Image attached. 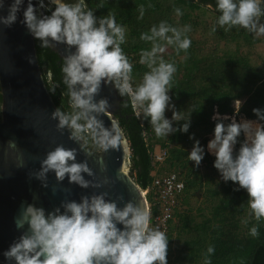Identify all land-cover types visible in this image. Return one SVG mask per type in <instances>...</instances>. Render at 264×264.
<instances>
[{
	"label": "clouds",
	"instance_id": "clouds-1",
	"mask_svg": "<svg viewBox=\"0 0 264 264\" xmlns=\"http://www.w3.org/2000/svg\"><path fill=\"white\" fill-rule=\"evenodd\" d=\"M25 0H12L6 16L0 15V24L10 27L17 20ZM54 6V7H53ZM88 6L87 0H38V7L27 0L23 10V23L31 35L50 48L53 43H63L69 54L63 57L61 72L66 85L70 111L57 108L52 118L58 129H70L71 139L81 141L88 153L116 149L125 139V130L112 120L106 128L97 115L106 111L108 102H95L102 84H112L121 96L129 97L139 109L138 118L148 120L158 138L175 132L187 133L191 127L190 114L178 110L169 95L173 89L177 65L165 59L172 47L177 55L191 46L188 33L191 25H173L167 20L153 24L140 34V40L150 44L139 53V64L147 71L139 82L133 78L134 65L122 45L127 42V29L117 22L114 13L97 16L98 8ZM4 0H0V9ZM39 9L50 14L37 15ZM139 19L145 9L140 6ZM177 16L182 9L174 8ZM219 13L211 31L217 26L230 31L244 29L254 37L264 36V0H215ZM75 49L71 51V49ZM240 106H241V101ZM172 113L169 119L166 112ZM239 111H237L238 113ZM255 120L241 119L215 111L213 138L207 143V152L215 157L213 167L224 182L238 185L248 194L249 218L256 221L249 229L253 237L259 236V223L264 221V109L254 108ZM184 121L180 127L173 122ZM226 121H230L227 122ZM243 136L241 141L239 138ZM193 146L187 154L188 161L199 167L205 158V147L192 134ZM239 143V149L236 146ZM11 146L14 141H9ZM77 150L57 145L40 161L37 179L47 187L48 174L54 173L58 182L67 177L69 183L82 188L101 187L86 180L84 173L93 175L87 161L77 162ZM108 181L105 180L104 183ZM107 192L82 196L80 201H63L59 207L46 211L43 207L28 205L23 210L27 231L3 253L6 261L15 264H168V239L159 225L152 224V212L143 200H131L119 207L117 200L108 199ZM123 200V197H118ZM63 208V212L61 211ZM250 219L243 221L245 225ZM215 248L209 245L204 253V264H211Z\"/></svg>",
	"mask_w": 264,
	"mask_h": 264
},
{
	"label": "trees",
	"instance_id": "trees-1",
	"mask_svg": "<svg viewBox=\"0 0 264 264\" xmlns=\"http://www.w3.org/2000/svg\"><path fill=\"white\" fill-rule=\"evenodd\" d=\"M99 2L87 0L88 6L93 9L97 8ZM140 6L145 9L143 19H139ZM175 7L182 9V16L175 14ZM204 8L210 10L216 23L219 13L215 11V0H104V7L98 8L95 14L100 16L112 12L117 22L126 27L127 42L122 47L134 65V81L139 82L147 71L138 62L139 53L142 48L150 47L149 43L140 40V34L162 20L173 25H191L192 29L197 24L193 12ZM215 33L219 34L225 44L233 43L234 47L202 53L189 32L192 43L187 52L181 51L177 55L169 47L164 54L165 59L177 65L173 89L169 95L178 110H188L185 116L190 114L191 127L187 133L175 132L169 137H156L150 122L138 118L129 97L121 96L118 90L120 103L114 117L124 128L130 144L129 174L142 190L152 182L154 166L151 146L154 141L167 149L168 157L165 161L169 162V168L162 166L161 169L178 171L184 179V191L176 215L178 219L174 220L175 223L171 222L167 234L168 264H204V253L209 245L215 248L211 264H264V221L259 223V236H251L249 229L256 221L248 216L246 190H237L238 185L233 182L218 179L213 167L215 157L207 151L204 164L199 167L187 159L189 151L185 144L193 129H200L204 134L201 145L206 147L209 140L207 136L214 132L216 121L212 116L215 111L234 116L236 120L240 117L255 120L257 117L253 109H264V62L256 66L250 54L241 51L244 45L251 47L264 42V36L254 37L244 29L225 31L219 26ZM34 40L39 65L53 101L58 108L70 111L61 72L63 59L50 48L41 47L38 39ZM181 73L182 76H179ZM236 101H241V106L239 102L236 107ZM194 114H205L203 123L194 125ZM183 123L173 122V127H180ZM145 131L150 134L147 140ZM239 139L242 141L244 137ZM238 149L239 143L236 146ZM202 196L205 206L195 216L191 199L195 197L199 200ZM146 198L153 202L151 194ZM246 219H250L247 225L243 223ZM174 235H177L178 242L174 240Z\"/></svg>",
	"mask_w": 264,
	"mask_h": 264
},
{
	"label": "water",
	"instance_id": "water-1",
	"mask_svg": "<svg viewBox=\"0 0 264 264\" xmlns=\"http://www.w3.org/2000/svg\"><path fill=\"white\" fill-rule=\"evenodd\" d=\"M38 7V0H32ZM12 0H4L0 15L6 16ZM25 0L17 20L10 27L0 24V264H15L6 261L3 253L27 231V224L18 227L23 219V210L28 205L43 207L52 211L63 201H80L82 196L107 192L108 199L117 200L118 206L131 200L139 204L146 202L141 188L135 183L127 170L131 153L130 144L125 134L122 145L104 152L88 153L81 148V141H74L70 129H58V121L52 113L58 108L45 83L39 65L34 37L23 23ZM47 14L39 9L37 15ZM62 59L69 54L63 43H53L50 47ZM75 49H71L74 51ZM106 99L108 107L97 115L106 128H110L114 114L119 108L120 97L112 84H102L95 102ZM9 141H14L11 146ZM57 145L77 150V162L87 161L93 175L84 173L86 180L101 187L82 188L56 180L54 173H49L47 187L36 178L40 170V161L46 153ZM107 180V183L104 181ZM123 200H118V197ZM63 212V208H61Z\"/></svg>",
	"mask_w": 264,
	"mask_h": 264
},
{
	"label": "built area",
	"instance_id": "built-area-1",
	"mask_svg": "<svg viewBox=\"0 0 264 264\" xmlns=\"http://www.w3.org/2000/svg\"><path fill=\"white\" fill-rule=\"evenodd\" d=\"M47 3V0H45ZM239 102V101H236ZM135 113L138 111L133 105ZM150 134L144 132L145 139ZM156 151L154 145L151 146V156L153 159L152 182L150 186L144 190L141 189L147 206L152 212V224L159 225L162 230L168 234L171 222L175 220L180 199L184 191V179L178 171L162 170L161 167L168 157L167 149L157 146ZM204 164L202 161L200 165ZM151 194L153 202H149L146 198Z\"/></svg>",
	"mask_w": 264,
	"mask_h": 264
},
{
	"label": "rangeland",
	"instance_id": "rangeland-1",
	"mask_svg": "<svg viewBox=\"0 0 264 264\" xmlns=\"http://www.w3.org/2000/svg\"><path fill=\"white\" fill-rule=\"evenodd\" d=\"M192 15L194 16V20L197 24L192 27L190 31V37L193 40L197 41V46L201 49L202 53H205L206 51L212 50V49L225 50L228 47H234L233 43L225 44L224 41L220 38L219 34L212 32L209 29L215 24V18L210 12V10H208V8L195 10ZM241 51L244 53H249L256 66H261V64L264 62V42L257 43L251 47L244 45L241 47ZM182 73L179 74V76H182ZM238 104L239 102L234 103L236 107L238 106ZM136 109L139 111L138 108ZM166 116L170 119L172 116V113L170 111H167ZM205 118H206L205 114H201V115L194 114L192 117V123L194 125L201 124L203 123ZM192 134H194L195 138L198 139L202 143L204 134L201 133L200 129H193ZM207 138H209V140L212 139L213 134L208 135ZM153 145L155 146L156 151H159L157 147L158 144L155 141L153 142ZM192 146H193V140L189 139L185 144V148L190 152L192 149ZM205 151H207V144L205 147ZM168 165H169V162L164 161L162 166L169 168ZM130 167H131V162L129 159V162L127 165V170L129 172H130ZM164 170H167V169L165 168ZM216 171H217L216 177L218 179H221L217 169ZM199 198H200L199 200H197L195 197L191 199V205L193 207V213L195 216H197V212L200 211L205 206L203 196ZM177 219H178V216L175 217V221H177ZM174 237H176L174 239L176 241V239H178L177 235H174ZM176 242H178V240Z\"/></svg>",
	"mask_w": 264,
	"mask_h": 264
},
{
	"label": "bare ground",
	"instance_id": "bare-ground-1",
	"mask_svg": "<svg viewBox=\"0 0 264 264\" xmlns=\"http://www.w3.org/2000/svg\"><path fill=\"white\" fill-rule=\"evenodd\" d=\"M241 119H245V118H240V119H238L237 121H240ZM249 120V119H248Z\"/></svg>",
	"mask_w": 264,
	"mask_h": 264
}]
</instances>
